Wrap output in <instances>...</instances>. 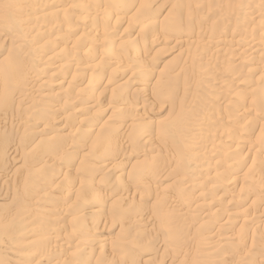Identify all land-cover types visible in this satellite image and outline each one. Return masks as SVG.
Returning <instances> with one entry per match:
<instances>
[{
	"label": "rangeland",
	"instance_id": "374dc122",
	"mask_svg": "<svg viewBox=\"0 0 264 264\" xmlns=\"http://www.w3.org/2000/svg\"><path fill=\"white\" fill-rule=\"evenodd\" d=\"M0 89V264H264V0H0Z\"/></svg>",
	"mask_w": 264,
	"mask_h": 264
},
{
	"label": "bare ground",
	"instance_id": "6f19581e",
	"mask_svg": "<svg viewBox=\"0 0 264 264\" xmlns=\"http://www.w3.org/2000/svg\"><path fill=\"white\" fill-rule=\"evenodd\" d=\"M44 7H45V6H44ZM143 16H144V15H143ZM201 41H202V40H201ZM244 42H245V41H244ZM256 42H257V41H256ZM178 44H179V43H178ZM229 44H230V43H229ZM224 58H225V57H224ZM242 62H243V61H242ZM129 70H130V69H129ZM209 71H210V70H209ZM157 85H158L159 88H161V89H162V87H164V88L167 87L166 84L164 85V84L161 83V80H158V81H157ZM156 88H157V87H156ZM164 88H163V90H164ZM0 90H1V89H0ZM184 97H185V96H184ZM76 104H77V103H76ZM123 112H124V111H123ZM193 134H194V133H193ZM209 137H210V136H209ZM186 153H187V152H186ZM233 173H234V172H233ZM199 189H200V188H199ZM102 194H103V193H102ZM201 194H202V193H201ZM206 194H207V193H206ZM100 196H101V195H100ZM207 196H208V195H207ZM203 197H206V196H203ZM32 198H33V197H32ZM232 202H233V201H232ZM181 206H182V205H181ZM53 212H54V211H53ZM80 216H81V215H80ZM56 222H57V221H56ZM57 226H58V225H57ZM1 231H2V230H1ZM1 231H0V232H1ZM74 232H75V231H74ZM62 244H63V243H62ZM70 248H71V247H70ZM72 249H73V248H72ZM53 257H54V256H53ZM52 259H53V258H52ZM139 261H140V260H139ZM136 263H137V262H136Z\"/></svg>",
	"mask_w": 264,
	"mask_h": 264
}]
</instances>
